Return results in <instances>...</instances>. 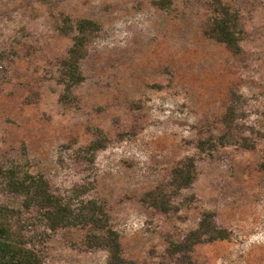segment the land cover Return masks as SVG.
Here are the masks:
<instances>
[{
	"label": "rangeland",
	"instance_id": "rangeland-1",
	"mask_svg": "<svg viewBox=\"0 0 264 264\" xmlns=\"http://www.w3.org/2000/svg\"><path fill=\"white\" fill-rule=\"evenodd\" d=\"M152 1L0 0V165L26 158L32 173L65 191L90 171L77 155L101 130L109 142L96 153L95 187L86 197L108 210L125 259L153 264L168 239L211 211L231 235L196 245L194 264H264V178L257 169L264 157V0H222L240 7V54L205 32L210 0H172L166 9ZM63 14L100 24L70 106L58 101V62L73 39L58 28ZM232 91L256 147H241L236 131L199 150L200 139L225 131L221 117ZM186 157L195 159L194 181L162 213L144 194ZM20 201L0 190V202L19 208ZM24 218L44 264H105L104 252L69 231Z\"/></svg>",
	"mask_w": 264,
	"mask_h": 264
},
{
	"label": "trees",
	"instance_id": "trees-1",
	"mask_svg": "<svg viewBox=\"0 0 264 264\" xmlns=\"http://www.w3.org/2000/svg\"><path fill=\"white\" fill-rule=\"evenodd\" d=\"M161 9L171 6L172 0H153ZM211 15L205 32L216 42L224 44L234 54L242 52L244 26L240 7L237 4L210 0ZM59 30L63 34L73 33L72 44L67 54L59 60V82L62 91L58 101L63 106L72 105L77 97L75 90L85 80L81 64L89 53V47L99 36L100 24L90 18H72L63 14ZM6 60L0 51V71ZM239 96L230 94L221 123L225 131L219 136H209L197 142V148L204 150L217 143L224 144L231 132L240 133L239 145L245 149H254L256 143L252 129L239 122ZM86 146V154H78V161L89 165V172L74 182L65 191L55 190L42 174L32 173L26 158L9 159L0 165V190L21 198L19 208L0 202V264H44L42 248L34 240V234L24 232L25 216L35 218L50 231H69L81 239L90 249L106 254L105 264H145L127 260L122 253L119 234L113 227L111 216L95 198L86 194L95 187V156L104 149L109 139L101 130ZM196 163L194 157H186L171 170L169 179L154 186L144 194V199L158 211L167 213L173 208L172 200L183 189L189 188L195 178ZM264 178V157L257 166ZM231 232L221 226L214 212L205 211L194 229L167 240L164 251L153 264H194L192 253L196 245L214 240L228 239Z\"/></svg>",
	"mask_w": 264,
	"mask_h": 264
}]
</instances>
